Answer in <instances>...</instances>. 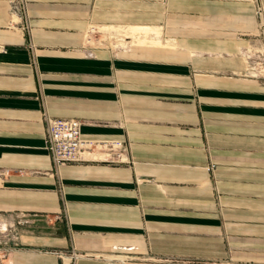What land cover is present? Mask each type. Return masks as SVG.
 I'll list each match as a JSON object with an SVG mask.
<instances>
[{"label": "crops", "instance_id": "0c3cea01", "mask_svg": "<svg viewBox=\"0 0 264 264\" xmlns=\"http://www.w3.org/2000/svg\"><path fill=\"white\" fill-rule=\"evenodd\" d=\"M263 47L264 0H0V264H264Z\"/></svg>", "mask_w": 264, "mask_h": 264}, {"label": "built area", "instance_id": "2783aa9c", "mask_svg": "<svg viewBox=\"0 0 264 264\" xmlns=\"http://www.w3.org/2000/svg\"><path fill=\"white\" fill-rule=\"evenodd\" d=\"M16 4L23 8L24 0H19ZM258 12L262 14L263 7L259 6ZM45 122L46 148L55 168L71 162L85 161L87 158L112 163L127 160V148L122 141L84 139L82 137L83 123L79 119L46 115ZM85 153H88V156ZM214 167L215 165L211 164L208 170L211 171ZM4 255L5 251L1 256Z\"/></svg>", "mask_w": 264, "mask_h": 264}, {"label": "rangeland", "instance_id": "374dc122", "mask_svg": "<svg viewBox=\"0 0 264 264\" xmlns=\"http://www.w3.org/2000/svg\"><path fill=\"white\" fill-rule=\"evenodd\" d=\"M10 2V5L12 6L13 10H16L17 6V1L19 0H8ZM19 11H23V8L18 7L17 8ZM258 52H253L251 54V57L249 58V69L248 72L252 74H258V73H263L264 74V47L262 48V51L257 49ZM5 227V226H4ZM3 227V228H4Z\"/></svg>", "mask_w": 264, "mask_h": 264}]
</instances>
